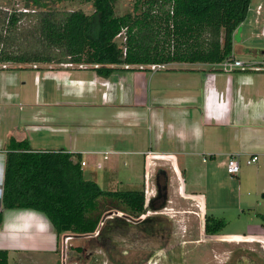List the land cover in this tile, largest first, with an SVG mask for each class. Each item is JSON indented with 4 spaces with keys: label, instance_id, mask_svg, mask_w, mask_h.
Here are the masks:
<instances>
[{
    "label": "rangeland",
    "instance_id": "rangeland-1",
    "mask_svg": "<svg viewBox=\"0 0 264 264\" xmlns=\"http://www.w3.org/2000/svg\"><path fill=\"white\" fill-rule=\"evenodd\" d=\"M135 1L118 0L116 14L133 13ZM258 7L261 9L259 12ZM0 9L25 11V2L0 0ZM49 9L80 11L88 16L94 12L92 4L84 1L50 4ZM263 23L264 0H251L246 19L235 31L232 53L235 58L243 62H262ZM123 41L122 35L115 39L117 45ZM185 66L199 69V73L205 69L203 73L219 76L226 84L227 77H230V89L234 92L232 108L239 110L240 118L244 113L245 120L258 118L255 105L262 101L246 87H258L259 78L256 76L264 75V72L246 70L223 74L217 66L197 63ZM6 67L3 69L0 65V140L7 132L9 135L5 146L2 147L0 141V149L6 148L10 137L22 134L31 148L74 150L79 153L100 149H146L149 139L152 148H157V128L151 120L158 106L151 103L152 92L156 89L155 81L158 77L167 78L168 74L175 73V69L186 68L181 64L165 65L164 69L153 72L145 67L141 70L139 66H131L130 70H118L103 78L85 65L9 64ZM247 89L250 92L245 96ZM131 111L138 113L121 115L112 122L117 113ZM101 118L104 122L100 124L98 119ZM116 135L126 139L127 143L111 146L109 141L116 139ZM81 156L87 162V166L82 168L85 178L93 180L103 190L143 189L145 205L155 195V170L154 173L150 170V175L142 170L143 157L147 158L148 153L143 156L131 153L111 155L108 161H102L97 155ZM206 159L207 164L195 159L190 172H184L186 180L195 179L200 183L192 190L206 198L205 211L196 200L179 194L177 177L170 166L163 164L165 166L161 169L170 175V181L166 209L160 213L168 219L171 240L165 252H157L152 259L149 253L158 248L160 241L148 238L144 230L133 225L137 223V217L129 219L121 212L109 215L113 211L103 212L104 208L100 207V224L93 234L78 237L61 235L54 253L19 254L9 264H165L158 261L159 257L167 264H236L239 260L264 264V228L260 218L264 214V163L261 160L247 166L242 157L239 173L231 176L221 165V158ZM99 162L102 167L96 168ZM253 170L257 171V177L252 176L250 171ZM206 215L224 221L218 235L204 233ZM119 218L123 219V224L118 220L117 227L103 229L107 221ZM230 238L237 240L230 241Z\"/></svg>",
    "mask_w": 264,
    "mask_h": 264
},
{
    "label": "trees",
    "instance_id": "trees-1",
    "mask_svg": "<svg viewBox=\"0 0 264 264\" xmlns=\"http://www.w3.org/2000/svg\"><path fill=\"white\" fill-rule=\"evenodd\" d=\"M67 1L91 3L94 12L52 10ZM25 11L0 9V65L90 66L107 78L131 66L173 63L216 65L232 56L235 31L251 0H136L118 16V0H24ZM123 36L117 45L115 39ZM78 70H80L78 68ZM79 153L36 150L8 139L1 204L44 215L56 235L93 234L103 212L139 217L143 189L105 191L85 178ZM264 228V214L260 216ZM106 222L104 230L111 226ZM224 221L205 216L204 233L218 235ZM103 235V234H102ZM79 250V249H78ZM0 264L6 254L0 252Z\"/></svg>",
    "mask_w": 264,
    "mask_h": 264
},
{
    "label": "crops",
    "instance_id": "crops-1",
    "mask_svg": "<svg viewBox=\"0 0 264 264\" xmlns=\"http://www.w3.org/2000/svg\"><path fill=\"white\" fill-rule=\"evenodd\" d=\"M232 56L235 58L233 54ZM246 63L260 64V62L256 61ZM175 64H181L184 67L189 65L173 63L166 66ZM203 72H205V69L202 73H199V69L179 68L175 69V73L168 74L167 78L158 77L157 81H155L156 89L152 92L151 103L154 106L156 103L158 106L152 113L151 120L155 129L157 128V148H152V143H150L151 140L149 139V146L146 149L136 148L129 151H114L120 153L118 155L131 153L143 156L148 153L149 156L147 158L143 157L142 166V170L144 169L148 175H150V170H153L154 173L155 168L160 167L161 169L167 164L175 174L174 176L177 177L179 194L185 198L196 200L204 210L206 198L192 190L194 189L193 187L199 186L200 183L195 179L193 181L186 180L184 172H190L193 161H196L195 159H200L202 164H207L206 158L219 157L222 159L221 165L225 166L228 157L233 154H240L243 158L254 154L264 155V75L256 76L259 78L258 87H246L254 91L258 100L262 101L258 106L255 105L258 118L249 121L244 119V113L242 114L243 118H240L239 110L235 111L232 108V97L234 96V92L230 89V80L232 79L227 77L229 79L226 84L224 79L218 78L219 76L207 75ZM234 72H241V70H235ZM249 72L262 73L264 70ZM248 91L250 92L249 89L244 92L245 96L249 94ZM136 113L138 112H121L119 115L117 113L111 120L114 123L121 115H134ZM98 121L100 124L104 122L102 118L98 119ZM127 125L129 124L127 123ZM135 125L137 126V124ZM8 135L9 132L0 140L2 147L5 146ZM116 136V139L109 141L111 146L127 143L126 139ZM13 138L20 141L26 139V136L20 134V136ZM97 151L113 150H87L81 151V153ZM69 152L79 153L74 150ZM4 166L5 148H1L0 252L6 254V263L9 264L19 254L54 253L57 243L56 235L44 215V217H39L41 215L32 210L2 209L1 197ZM148 166L150 167L149 173ZM250 172H252V176H258L255 173L257 171L253 170ZM229 240L236 241L237 239L230 238Z\"/></svg>",
    "mask_w": 264,
    "mask_h": 264
},
{
    "label": "flooded vegetation",
    "instance_id": "flooded-vegetation-1",
    "mask_svg": "<svg viewBox=\"0 0 264 264\" xmlns=\"http://www.w3.org/2000/svg\"><path fill=\"white\" fill-rule=\"evenodd\" d=\"M170 181V175L167 174L162 169H155L154 179H153V186L155 188V195L150 199L147 205L144 206V210L147 208V212L144 214V210L142 214L137 217V220L133 223V225L137 229L144 230L146 236L148 238H156L160 241L159 246L157 249L150 251L149 257L152 259L157 252L166 250L167 246L169 245V241L171 240V228L167 225L168 219L164 215H161V210L166 209L167 204V191ZM153 213L151 216L147 215L148 213ZM123 224V219H112L111 226L117 227V222ZM126 222V220H125ZM121 226V225H120ZM169 249L166 251L168 253ZM165 255V254H164ZM162 255V257H164ZM160 263L164 262L167 264L165 260L161 257L158 258ZM153 264H158L157 262ZM236 264H251L249 261H242L239 260Z\"/></svg>",
    "mask_w": 264,
    "mask_h": 264
},
{
    "label": "built area",
    "instance_id": "built-area-1",
    "mask_svg": "<svg viewBox=\"0 0 264 264\" xmlns=\"http://www.w3.org/2000/svg\"><path fill=\"white\" fill-rule=\"evenodd\" d=\"M261 9L260 7L257 8V11L259 12ZM261 35L264 37V23L262 26V31H261ZM165 65H150V66H139L140 69H144L143 67H145L146 69H149L150 71H157V70H162L164 69ZM216 66L218 67L219 71L222 73H232L235 70H241V71H246V70H250V71H260V70H264V53H262V62L260 64H254V63H246L243 62L241 60H238L236 58H234L233 56L224 59L223 61H221L220 63L216 64ZM97 155L101 157L102 161H108L109 156L111 155H117L120 153H117L115 151H97V152H83L80 155ZM241 155L240 154H233L231 156L228 157L227 162L225 164L226 167V172L231 175V176H236L239 171H240V159H241ZM244 163L247 166H250L254 163H257L259 161L262 160V162L264 163V155H249L247 157L244 158ZM203 161H205V159H203ZM101 162H99L98 164H96V168H101ZM87 166V162L82 158L81 160V167H85Z\"/></svg>",
    "mask_w": 264,
    "mask_h": 264
},
{
    "label": "water",
    "instance_id": "water-1",
    "mask_svg": "<svg viewBox=\"0 0 264 264\" xmlns=\"http://www.w3.org/2000/svg\"><path fill=\"white\" fill-rule=\"evenodd\" d=\"M262 197H264V195H262ZM147 212V208L144 210V214ZM112 212L109 213V215H111Z\"/></svg>",
    "mask_w": 264,
    "mask_h": 264
},
{
    "label": "bare ground",
    "instance_id": "bare-ground-1",
    "mask_svg": "<svg viewBox=\"0 0 264 264\" xmlns=\"http://www.w3.org/2000/svg\"><path fill=\"white\" fill-rule=\"evenodd\" d=\"M172 189V188H171ZM172 191V190H171ZM169 210V209H168ZM172 210V209H171ZM173 213V212H172ZM107 239V238H106ZM108 241V240H107ZM122 244V243H121ZM103 246V245H102ZM104 247L106 248V246L104 245Z\"/></svg>",
    "mask_w": 264,
    "mask_h": 264
}]
</instances>
